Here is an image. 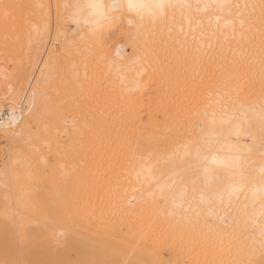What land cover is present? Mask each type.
<instances>
[{
    "label": "bare ground",
    "instance_id": "6f19581e",
    "mask_svg": "<svg viewBox=\"0 0 264 264\" xmlns=\"http://www.w3.org/2000/svg\"><path fill=\"white\" fill-rule=\"evenodd\" d=\"M74 2L0 0V264H264V0H168L99 47ZM213 155L243 191L166 187Z\"/></svg>",
    "mask_w": 264,
    "mask_h": 264
},
{
    "label": "snow or ice",
    "instance_id": "6c2138e0",
    "mask_svg": "<svg viewBox=\"0 0 264 264\" xmlns=\"http://www.w3.org/2000/svg\"><path fill=\"white\" fill-rule=\"evenodd\" d=\"M62 7L67 14L61 18L66 23L75 25L73 34L75 35L77 32H83L87 29L90 46L99 47L102 40L101 33L106 29H111L113 25L122 23L125 20L129 25L134 23L139 25L155 24L156 21L164 22L167 19V10L174 8L175 5L168 2V0H109L108 3H105L104 0H76L71 5L65 4ZM203 7L207 11L215 7L223 9L230 6L225 4H205ZM218 20L219 17H217ZM189 24H191V20H189ZM189 30L194 31L191 28ZM180 33L185 34L187 39L183 28L180 29ZM84 40V36H81L80 41L84 42ZM50 59L53 58L50 57ZM120 71V67L117 66L116 72L119 73ZM261 118L264 120V115ZM10 119H20V117L15 116V110L10 113ZM236 134H241L239 128L236 129ZM200 162L203 165V184L200 183L199 176L191 174L187 177H182L179 182L173 179L172 184L166 186L171 190L179 183L178 195L181 200L188 195L186 182L191 183L193 195L197 192L201 193L202 203L211 202L204 200L205 192H211L213 198L222 201L225 192L230 196L233 192L244 190L248 177L239 169L238 160L233 162L231 158H217L213 155L210 162L206 156L202 157ZM212 165H217L218 167L214 168ZM219 169H222L223 172ZM149 172H151V169H149ZM225 175H228L233 180V185H230L227 189L223 187ZM259 185L257 191L260 199V214L264 217V169H262ZM164 190V186L160 187L161 195H163ZM253 194L256 195L257 192ZM171 195L173 199L176 198V193H171ZM260 228L261 236L264 238V224H261ZM261 249L264 251V239L261 241Z\"/></svg>",
    "mask_w": 264,
    "mask_h": 264
},
{
    "label": "rangeland",
    "instance_id": "374dc122",
    "mask_svg": "<svg viewBox=\"0 0 264 264\" xmlns=\"http://www.w3.org/2000/svg\"><path fill=\"white\" fill-rule=\"evenodd\" d=\"M114 35H115L114 32H111V33H109L106 37H107V38H112V37H114Z\"/></svg>",
    "mask_w": 264,
    "mask_h": 264
}]
</instances>
